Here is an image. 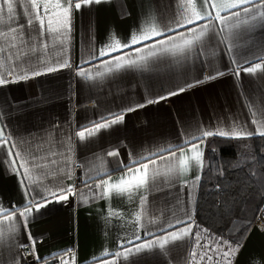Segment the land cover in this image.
<instances>
[{"label":"crops","instance_id":"crops-1","mask_svg":"<svg viewBox=\"0 0 264 264\" xmlns=\"http://www.w3.org/2000/svg\"><path fill=\"white\" fill-rule=\"evenodd\" d=\"M194 2L199 5L200 0ZM176 7L177 0H103L100 4L83 6L73 12L72 29L65 45V55L71 67L0 86V128L5 129V134L10 135L13 142L39 141L41 138L67 142L71 136L75 167L72 179H66L64 183L75 184L82 191L67 201L50 198L51 202L45 207L39 211L34 209L27 231L40 240L37 249L41 256L72 248L76 252V264H92L93 257H100L104 250L117 252L132 248V254L127 259L119 258L118 264H189L186 258L192 250L191 240L172 242L166 245V250L157 246L141 253H135L134 246L183 227L175 221L177 216L186 220L185 211L192 214L195 225L199 226H194L193 233L207 228L198 222L197 217L200 185L190 197L188 189L181 183L187 180L191 184L197 174L195 170L171 184L160 177L149 191L141 190L131 198L127 194L92 198V193L77 183L78 178L83 180L89 176L93 177L90 183L102 176L107 178L105 172L111 173V179L115 181L124 174L116 169H123V164L141 157L151 156L158 166H163L165 161L160 157H167L169 153L160 149L182 144L185 139H190L192 133L198 135L197 127H227L234 120H239L247 122L250 130L255 128L251 124L248 105L255 99L253 110L261 106L264 74L241 71L239 76H235L230 70L235 65L230 60L233 56L238 59L246 56L253 60V53L261 54L264 23L257 25L242 46L231 54L218 39H209L206 46L198 47L188 59L180 62L173 57H164L150 62L147 69H122L90 80L77 76V66L93 76L98 70L103 71V61L112 57H99L98 51L114 42L113 36L121 43H127L131 34L139 33L146 21L167 22ZM19 22L25 23L22 16ZM176 31L184 32L185 29ZM145 43L151 44L152 41ZM141 47V44L133 45L112 53V56L128 53L135 57L134 49ZM213 51L215 56L211 55ZM209 60L224 71V75L205 80L204 77L211 74ZM197 80L201 82L195 83ZM186 81L193 86L189 88ZM178 87L185 90L159 103H146L147 99L166 95ZM137 104L145 106L127 111L129 106ZM112 113H124V120L109 129H102L84 142L74 135L81 126H90ZM202 147L206 155V142ZM109 151H119L120 155L110 157L107 155ZM153 153L156 155L152 156ZM20 180L21 176L7 162L6 149L0 148V206H20L26 202L25 188ZM50 180L44 183L47 185ZM37 191L42 192L43 189L37 188ZM141 195L147 196V215L138 224L135 218L142 211ZM85 200L87 202H83ZM261 210H264V204ZM109 211L118 215L110 217ZM169 222L175 227L170 228ZM207 235L218 236L209 230V234L202 235V242ZM137 236L141 238L136 239ZM21 240L27 242L26 234L21 235ZM11 243L14 241L10 237L9 244L3 247ZM236 244L233 243L234 246ZM239 245L234 264H264V230L255 223ZM10 255L5 252V258ZM17 259L20 264H35L31 255ZM104 259L112 260L113 257ZM96 264L100 261L97 260Z\"/></svg>","mask_w":264,"mask_h":264},{"label":"snow or ice","instance_id":"snow-or-ice-1","mask_svg":"<svg viewBox=\"0 0 264 264\" xmlns=\"http://www.w3.org/2000/svg\"><path fill=\"white\" fill-rule=\"evenodd\" d=\"M102 2L103 0H0V86L71 67L70 60L65 55V45L72 29L73 12L80 10L83 6ZM21 16L25 23L19 22ZM262 23H264V0H200L199 5L194 0H177L176 11L167 22L162 21L157 24L154 20L146 21L139 33L131 34L130 41L127 43H121L113 36L114 42L99 49V57H112L110 60L103 61V71L98 70L93 76L86 69L77 66L76 74L90 80L103 78L108 73L119 72L122 69H147L150 67V62H156L164 57H173L180 62L188 59L198 47L206 46L209 39H218V42L224 44L226 51L231 54L242 46L253 29ZM189 25L192 27H188ZM178 28H184L185 31L177 32ZM168 33H175V35H168ZM157 37L161 39H156ZM146 41H152V43L147 44ZM137 44H141L142 47L134 49L137 53L135 57L128 53L112 56L114 52ZM211 55L215 56V51ZM253 55L255 57L253 60H249L246 56L242 59L233 56L230 63L235 67L230 69L231 72L235 76H239L241 71L248 74L258 72L264 74V48L261 49V54L253 53ZM208 66L211 74L205 76V80L224 75V71L216 68L211 60L208 61ZM200 82L197 80L195 83ZM186 83L189 88L193 86L192 83L187 81ZM184 90V87H178L170 90L166 95L147 99L146 103H159ZM255 103V99H252L248 105L254 129L250 130L247 122L239 120H234L227 127L216 126L208 129L197 127L198 135L192 133L190 139H185L182 144L160 149L161 152L169 153L167 157H160L165 161L163 166H158L151 156L133 159L127 164L121 161L123 169L116 170H122L124 174L117 180L113 181L111 173L105 172L104 176L107 178L100 177L94 182L93 187L90 183L93 177L89 176L82 180L84 190L91 192L92 198H110L113 194L117 196L127 194L131 198L141 190L149 191L160 177H164L165 183L171 184L173 180L179 181L180 177L195 170L197 174L193 177L191 184L187 180L181 182L182 187L188 189V195L191 197L193 191L199 187L205 169L212 166L205 157L202 147L208 138L221 137L236 140H246L253 136L264 138V99L260 102L261 106L253 110ZM144 106V104L129 106L127 111H135ZM123 120L124 113H112L108 117L92 122L90 126H81L74 135L79 141L84 142L102 129H109ZM0 148L6 149L9 166L21 176L20 183L25 188L24 195L27 198L26 202L20 206H0V264H20L17 257L23 259V255H31L35 264H76V252L72 248L41 256L37 249L40 240L27 231L34 209L39 211L51 202V199L67 201L69 197L77 196L82 191L75 184L64 183L66 179H72L75 167L71 155V136H68L67 142L52 138L13 142L10 135L5 134V129L0 128ZM107 155L118 157L120 153L109 151ZM155 155L156 153L152 154V156ZM248 169V177L252 183L245 182V187L251 188L255 183V177L259 174L251 163ZM236 170H246L239 158L230 168H226L223 164H216L218 182L214 190L218 197L235 198L239 195L242 189L223 182L226 173ZM49 178L51 180L46 185L44 181ZM236 183L240 184L241 181L237 180ZM37 188L43 191H37ZM33 191L35 195H32ZM37 196L40 197L39 200L36 199ZM146 203L147 196L141 195L142 211L138 212L135 218L138 224L142 217L147 215ZM221 203L226 204L227 200H218V206ZM108 215L117 216L118 213L109 211ZM184 215L187 217L186 220L177 216L175 221L183 227L167 232L166 235L157 236L154 240L136 244L135 253L152 250L157 246L161 250H166V245L172 242L191 240L192 250L186 258L189 264H201L202 261L204 264H234L240 250L239 244L234 246L230 240L215 235H207L202 242V235L209 234V230L202 228L193 233V228L196 226L194 218L189 211H185ZM149 222L155 223V221ZM169 227L175 226L169 222ZM24 234L27 236V242L21 240V235ZM10 237L14 243L3 247L9 244ZM140 238V236L136 237V239ZM121 247L124 246L121 245ZM5 252L11 254L9 258H5ZM132 252V248H124V251L117 252L104 250L100 257H93L92 264H96L97 260L100 264H118L119 258L127 259ZM109 256L113 259H104Z\"/></svg>","mask_w":264,"mask_h":264},{"label":"trees","instance_id":"trees-1","mask_svg":"<svg viewBox=\"0 0 264 264\" xmlns=\"http://www.w3.org/2000/svg\"><path fill=\"white\" fill-rule=\"evenodd\" d=\"M205 157L212 166L205 169L200 182L198 222L212 233L232 243L241 244L264 204V138L255 136L236 140L211 137L206 140ZM238 158L246 170L229 171L223 182L231 183L234 188L242 190L235 198L218 197L214 190L218 182L216 164L230 168ZM249 163L259 175L255 177L253 186L246 188L245 182L252 183L248 177ZM237 180L241 183L237 184ZM218 200H227V203L218 206Z\"/></svg>","mask_w":264,"mask_h":264},{"label":"built area","instance_id":"built-area-1","mask_svg":"<svg viewBox=\"0 0 264 264\" xmlns=\"http://www.w3.org/2000/svg\"><path fill=\"white\" fill-rule=\"evenodd\" d=\"M78 184H82V179L78 178L77 181ZM92 185H94V182L91 183ZM255 225H257L258 227H260L261 229H264V210H261L258 214V216L256 217L255 221H254Z\"/></svg>","mask_w":264,"mask_h":264}]
</instances>
